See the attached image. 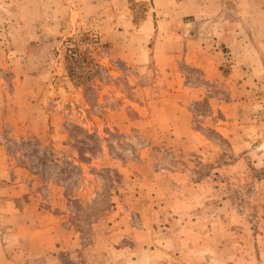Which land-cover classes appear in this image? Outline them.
<instances>
[{"label": "rangeland", "instance_id": "obj_1", "mask_svg": "<svg viewBox=\"0 0 264 264\" xmlns=\"http://www.w3.org/2000/svg\"><path fill=\"white\" fill-rule=\"evenodd\" d=\"M0 264H264V0H0Z\"/></svg>", "mask_w": 264, "mask_h": 264}, {"label": "crops", "instance_id": "obj_2", "mask_svg": "<svg viewBox=\"0 0 264 264\" xmlns=\"http://www.w3.org/2000/svg\"><path fill=\"white\" fill-rule=\"evenodd\" d=\"M190 42V41H189Z\"/></svg>", "mask_w": 264, "mask_h": 264}]
</instances>
